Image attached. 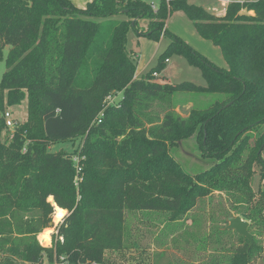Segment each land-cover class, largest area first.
<instances>
[{"label": "trees", "instance_id": "trees-1", "mask_svg": "<svg viewBox=\"0 0 264 264\" xmlns=\"http://www.w3.org/2000/svg\"><path fill=\"white\" fill-rule=\"evenodd\" d=\"M180 9L219 49L227 69L168 31L167 11ZM142 20L145 29L138 27ZM130 28L138 38L169 39L139 79L138 58L126 48ZM5 47L0 264L60 257L103 264L105 252L124 248L127 211L163 212L179 221L215 192L264 212V191L255 199L250 185L254 164L264 180V0H233L220 16L186 0H161L157 9L141 0H91L84 8L70 0H0V56ZM172 55L198 68L206 84L156 80L152 73ZM183 93L212 99L181 117L173 98ZM23 100L27 119L9 131L5 109ZM190 137L214 163L195 176L167 151ZM76 138L82 139L77 153L49 149ZM54 211V247L46 249L37 235L52 227ZM245 241L237 253L243 259L236 255L229 264L251 259L255 247Z\"/></svg>", "mask_w": 264, "mask_h": 264}, {"label": "rangeland", "instance_id": "rangeland-1", "mask_svg": "<svg viewBox=\"0 0 264 264\" xmlns=\"http://www.w3.org/2000/svg\"><path fill=\"white\" fill-rule=\"evenodd\" d=\"M78 8H84L91 0H70ZM154 9L161 6V0H141ZM203 9H211V14L225 11L226 4L220 5L219 0H186ZM213 12V13H212ZM249 14H252L251 12ZM217 15V14H216ZM146 22L139 21L138 27H144ZM165 25L169 32L184 40L192 49L221 69H227L219 49L210 41L203 39L197 33L187 13L180 10L167 11ZM145 29V27H144ZM143 29V30H144ZM169 39L162 37L158 41L137 37L133 29L126 35V48L130 54L137 57L135 75L142 78L157 63V57L165 49ZM8 48L5 47L0 56V80L5 72L4 59ZM159 69L160 76L156 80L175 84L189 81L197 85L206 84L198 68L188 64L186 59L172 55ZM141 72V73H140ZM141 74V75H140ZM162 80V81H163ZM119 95L115 99H118ZM212 99L194 93L177 94L173 98L174 112L186 117L195 107H203ZM10 113L15 126L25 123L27 119V101L5 109ZM13 130V129H12ZM10 130V131H12ZM81 138L73 141H62L50 146V151L63 150L79 152ZM168 154L180 165L182 170L191 176L210 170L214 163L211 159L203 158L200 153V141L190 137L168 148ZM254 174L250 177V185L255 199L259 192L264 191V180L259 178V166L254 164ZM77 185V184H76ZM236 200L233 196L215 192L209 197L197 200L195 206L179 221H170L163 212L127 211L125 215L124 248L119 252H105L103 264H229L246 244L245 238L234 230H228L227 219L239 217L248 223V233L252 237L250 247L254 248L251 259L247 264H264V212L258 214L250 205ZM52 198H48L51 202ZM255 202V200H254ZM254 211L248 218L247 213ZM58 212L52 215V227L44 229L37 235L38 243L46 249L54 247L52 238L53 227L58 223ZM255 221V222H250ZM242 256L237 255V258ZM243 259V257H242Z\"/></svg>", "mask_w": 264, "mask_h": 264}, {"label": "water", "instance_id": "water-1", "mask_svg": "<svg viewBox=\"0 0 264 264\" xmlns=\"http://www.w3.org/2000/svg\"><path fill=\"white\" fill-rule=\"evenodd\" d=\"M50 204L55 206L54 201L52 200ZM228 226L226 227L228 230H234L238 235L245 238L249 243L252 242V237L248 233V223L242 220L239 217H232L227 219Z\"/></svg>", "mask_w": 264, "mask_h": 264}, {"label": "built area", "instance_id": "built-area-1", "mask_svg": "<svg viewBox=\"0 0 264 264\" xmlns=\"http://www.w3.org/2000/svg\"><path fill=\"white\" fill-rule=\"evenodd\" d=\"M227 3H231L233 0H225ZM168 62V60H166V63ZM157 73H152V76L155 78L157 77ZM117 95L113 96V97H108V102H113L115 100ZM3 118H4V122H5V127L7 130H12L15 126V122L14 120L11 118V115L10 113L8 112H4V115H3ZM98 122H100L98 120ZM44 264H47V263H44ZM50 264H70L65 258L63 257H60L58 259H55L52 263ZM91 264H96V263H91Z\"/></svg>", "mask_w": 264, "mask_h": 264}, {"label": "crops", "instance_id": "crops-1", "mask_svg": "<svg viewBox=\"0 0 264 264\" xmlns=\"http://www.w3.org/2000/svg\"><path fill=\"white\" fill-rule=\"evenodd\" d=\"M219 2H220V5H222V6H223V4H226V6L229 4V3H227L225 0H219ZM71 3H72V2H71ZM72 4H73V3H72ZM74 6H75V5H74ZM226 6H225V7H226ZM205 10L208 11V12H211V11H212L211 9H205ZM224 10H225V9H224ZM218 12H219V11H218ZM218 12H217V13H213V12H212V13H213L214 15L217 14L216 16H220V15H223L225 11H223V12L220 13V14H218ZM168 62H169V61H168ZM140 73H141V72H140ZM140 75H141V74H140ZM158 76H160V75L158 74ZM134 78L139 79V77H138L137 75H135ZM163 79H164V78L161 77V81H162ZM166 82H167V81H166ZM65 212H66V211H65ZM66 213H67V212H66ZM65 215H66V214H65Z\"/></svg>", "mask_w": 264, "mask_h": 264}]
</instances>
